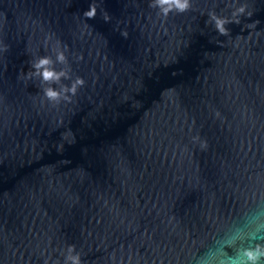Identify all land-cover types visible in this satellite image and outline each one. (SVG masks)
<instances>
[{"label": "water", "instance_id": "1", "mask_svg": "<svg viewBox=\"0 0 264 264\" xmlns=\"http://www.w3.org/2000/svg\"><path fill=\"white\" fill-rule=\"evenodd\" d=\"M155 3L0 0V264L264 252V0ZM44 55L68 78L26 75Z\"/></svg>", "mask_w": 264, "mask_h": 264}, {"label": "clouds", "instance_id": "2", "mask_svg": "<svg viewBox=\"0 0 264 264\" xmlns=\"http://www.w3.org/2000/svg\"><path fill=\"white\" fill-rule=\"evenodd\" d=\"M154 6H159L160 11L167 15L170 10L173 9V7L183 12L189 8V0H156V3ZM245 12L244 6L239 7L236 9V11L233 13V15L243 14ZM95 9L92 8V6L89 7V9H86L84 12V15L92 18L94 16ZM250 15V14H249ZM210 19L214 21V26L217 32L220 35L227 36L229 35L230 30L225 27L226 24L229 23H236L239 24L240 21L237 19L236 21H229L226 18H221L216 16L214 13L210 14ZM6 49V47H5ZM67 60L65 53L63 50L58 51L56 53V61L60 63H65ZM53 64V60L50 56L44 55L40 56L35 62L31 64V68L33 71L26 72L25 74L29 77L31 76H40L42 78V82H56L60 81V79L68 78V73L61 69L57 71L54 67L51 65ZM84 84V81L82 78L77 77L74 81H72L70 87L64 86L62 89H57L51 84L44 88V94L49 100H59L61 97V92L65 93L64 99L68 100L70 97L66 95L67 93L75 94L77 87ZM264 255V252H261L259 250V247L256 251H248L247 256L250 261H252V264H256V262L259 260V258ZM65 264H81L80 255L78 252H75V246L69 245L67 254L65 255Z\"/></svg>", "mask_w": 264, "mask_h": 264}]
</instances>
